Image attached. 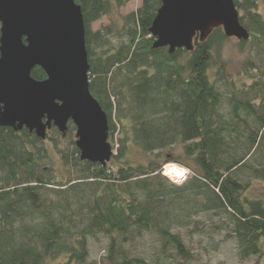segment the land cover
<instances>
[{
  "label": "trees",
  "instance_id": "16d2710c",
  "mask_svg": "<svg viewBox=\"0 0 264 264\" xmlns=\"http://www.w3.org/2000/svg\"><path fill=\"white\" fill-rule=\"evenodd\" d=\"M128 1L74 0L85 27L89 91L106 114L112 150L117 135L106 166L80 160L75 140L67 149L57 139L48 148L25 128L0 127V264H89L90 240L99 235L107 240L102 264H157V254L150 260L130 254L144 234L154 237L163 259L190 264L181 233H202V214L211 216L213 232L235 240L242 259L264 264V193L253 187L264 186L259 0H234L249 34L237 45L254 50L237 76L221 59L229 40L221 28L203 41L195 37L191 51L154 47L149 28L160 0H142L120 30L91 29ZM31 77L46 78L39 67ZM72 131L69 122L66 133ZM50 132L59 134L55 127ZM176 147L180 153H164ZM133 149L145 162L135 160ZM51 150L60 156L59 169ZM169 162L190 171L180 185L161 175Z\"/></svg>",
  "mask_w": 264,
  "mask_h": 264
},
{
  "label": "water",
  "instance_id": "95a60500",
  "mask_svg": "<svg viewBox=\"0 0 264 264\" xmlns=\"http://www.w3.org/2000/svg\"><path fill=\"white\" fill-rule=\"evenodd\" d=\"M149 33L154 47L191 51L221 28L247 41L234 0H160ZM39 67L46 78L37 81ZM88 57L81 8L74 0H0V127L25 128L45 140L55 127L64 136L71 122L79 158L106 166L114 155L108 121L89 91Z\"/></svg>",
  "mask_w": 264,
  "mask_h": 264
},
{
  "label": "rangeland",
  "instance_id": "374dc122",
  "mask_svg": "<svg viewBox=\"0 0 264 264\" xmlns=\"http://www.w3.org/2000/svg\"><path fill=\"white\" fill-rule=\"evenodd\" d=\"M141 4L142 0H129L126 5L121 8H117L113 5L107 15H104L100 20L94 22L91 25V29L93 31H98L103 27L112 26L114 32L116 30H120L123 25V17L136 12ZM257 7V11L264 18V0H259ZM237 41L238 40L236 38H229L221 53V59L226 62L227 71L233 76H237L241 70V66L245 60V57L248 55L250 56V54L254 52V50L251 52L249 47H247L245 51L241 52L237 45ZM117 43L118 42L115 41V44ZM117 127L119 126L117 125ZM67 135H69V133H66L64 136H62L60 133L56 134L54 132H50L48 133V136L45 138L44 142L47 144L48 148H51L52 141L57 139L58 143L61 145V148L67 149L69 141L75 140V131H72L69 136ZM116 140L117 135L115 134L113 140V143L115 144V148L113 150L114 154H116L118 147ZM177 147H180V145ZM177 147L174 149V151L166 149L164 153L166 155L171 152L178 154L180 153V148ZM131 152L135 156V160L145 162L144 158L142 159V154L137 149H133ZM174 160L187 164L186 160L184 159L176 158ZM50 161L55 164L58 169L61 168L60 156L56 150L50 151ZM189 174L190 171L187 169L186 179L188 178ZM63 175V179H66L67 174L64 173ZM161 175L164 176L162 172ZM168 179L173 182L170 178ZM253 187H256L255 192L264 193V186L261 183H254ZM197 219L204 223L205 228L202 233L192 236L187 234L186 230H183L181 233L182 238L188 247L186 249L192 256L190 264H256L257 260L255 257L242 259L239 256L235 240L228 238L226 231L215 233L209 227H207L212 222L211 216L209 214H202L198 216ZM153 241L154 237L149 234H144L143 237L136 241L134 248H129L130 254L132 256L144 257L147 260H150L152 254H157L156 256H152L154 262L155 258L159 257L158 261H156L158 262L157 264H172L170 261H168L169 259H163L160 248H153ZM106 242L107 240L101 235H99L96 239L90 240V256L88 259L89 264H102L106 251ZM180 261L183 262L182 259H180Z\"/></svg>",
  "mask_w": 264,
  "mask_h": 264
},
{
  "label": "clouds",
  "instance_id": "9594fccd",
  "mask_svg": "<svg viewBox=\"0 0 264 264\" xmlns=\"http://www.w3.org/2000/svg\"><path fill=\"white\" fill-rule=\"evenodd\" d=\"M187 169L176 162H169L162 166V174L176 184L183 183L186 179Z\"/></svg>",
  "mask_w": 264,
  "mask_h": 264
},
{
  "label": "bare ground",
  "instance_id": "6f19581e",
  "mask_svg": "<svg viewBox=\"0 0 264 264\" xmlns=\"http://www.w3.org/2000/svg\"><path fill=\"white\" fill-rule=\"evenodd\" d=\"M187 173V172H186Z\"/></svg>",
  "mask_w": 264,
  "mask_h": 264
}]
</instances>
